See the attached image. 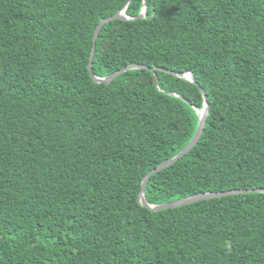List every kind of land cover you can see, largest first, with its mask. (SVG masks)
I'll use <instances>...</instances> for the list:
<instances>
[{
    "label": "trees",
    "instance_id": "trees-1",
    "mask_svg": "<svg viewBox=\"0 0 264 264\" xmlns=\"http://www.w3.org/2000/svg\"><path fill=\"white\" fill-rule=\"evenodd\" d=\"M128 1L0 0V264H264V194L139 201L196 133L187 72L207 124L146 201L264 190V0H147L93 73L155 70L96 84Z\"/></svg>",
    "mask_w": 264,
    "mask_h": 264
},
{
    "label": "water",
    "instance_id": "water-1",
    "mask_svg": "<svg viewBox=\"0 0 264 264\" xmlns=\"http://www.w3.org/2000/svg\"><path fill=\"white\" fill-rule=\"evenodd\" d=\"M132 0H129L128 3L125 5V7L118 12L116 15L103 20L99 26L97 27L94 37H93V48L91 51V56H90V62H89V71L91 73V77L93 79V81L96 84H106L109 85L113 80H115L117 77L129 72V71H136V70H148V71H154L155 69H151L149 67L146 66H142V65H131L128 67H125L124 69H122L121 71L112 74L108 77L105 78H99L96 77L93 73V62H94V56H95V50H96V44H97V40L99 38L100 32L102 30V28L113 21H117V20H121V21H129V20H143L146 19V13H147V0H143V5H142V10L141 13L139 15L138 18H131L126 14V11L128 9V6L130 4ZM161 71H165L167 73H172L170 71H166V70H162ZM174 74V73H173ZM177 77H181L184 80L193 83L195 85H197L200 90L201 93L203 95V107L202 109H197L194 107V110L198 116V127L196 130V133L193 137V139L191 140V142L187 145V147L182 150L177 156H175L173 159L163 163L162 165H160L159 167H157L156 169H154L153 171H151L148 175L145 176V178L143 179L142 185H141V192L139 194V201L142 205V207L153 211V212H160L163 210H169V209H175V208H179V207H183L186 205H191L194 203H198L201 201H207V200H212V199H219V198H226V197H230V196H238V195H248V194H264V190H235V191H228V192H217V193H205V194H200V195H196V196H191L188 197L186 199H182L173 203H168V204H163V205H151L146 201V197H145V192H146V188H147V184L148 181L150 179L151 176L167 169L168 167H170L171 165L175 164L176 162L180 161L184 156H186L196 145L197 143L200 141L203 133H204V129L206 127L207 124V119H208V115H209V103L207 100V95L205 93V91L203 89H201V87L198 85V83L195 80V77L193 76V74L191 72H187V73H183V74H174ZM155 85L158 87L157 85V77L155 76Z\"/></svg>",
    "mask_w": 264,
    "mask_h": 264
}]
</instances>
